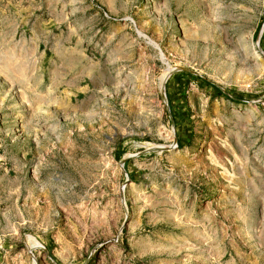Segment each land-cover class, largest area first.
Wrapping results in <instances>:
<instances>
[{"label": "rangeland", "instance_id": "1", "mask_svg": "<svg viewBox=\"0 0 264 264\" xmlns=\"http://www.w3.org/2000/svg\"><path fill=\"white\" fill-rule=\"evenodd\" d=\"M0 264H264V0H0Z\"/></svg>", "mask_w": 264, "mask_h": 264}]
</instances>
